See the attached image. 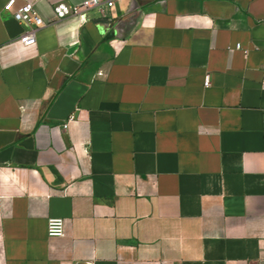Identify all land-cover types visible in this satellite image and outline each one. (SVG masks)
Instances as JSON below:
<instances>
[{"label": "crops", "instance_id": "1", "mask_svg": "<svg viewBox=\"0 0 264 264\" xmlns=\"http://www.w3.org/2000/svg\"><path fill=\"white\" fill-rule=\"evenodd\" d=\"M82 1L0 0V264H264V0Z\"/></svg>", "mask_w": 264, "mask_h": 264}, {"label": "built area", "instance_id": "2", "mask_svg": "<svg viewBox=\"0 0 264 264\" xmlns=\"http://www.w3.org/2000/svg\"><path fill=\"white\" fill-rule=\"evenodd\" d=\"M37 1L38 0H26V2L13 13L15 20L24 24L26 27V30L18 39L19 43L22 45H35L37 30L47 24L35 7ZM113 3L114 0H84L73 5L58 4L54 7V14L58 20L73 17L76 18L79 23L83 24L89 19L88 13L90 10L99 7H112ZM10 7L11 2L5 5L6 9ZM209 83V77L206 76L204 85L208 86ZM85 146L87 147V145ZM65 226L66 221L64 218L50 217L47 221V234L49 236H64ZM74 264H95V261L89 259L85 261H75Z\"/></svg>", "mask_w": 264, "mask_h": 264}]
</instances>
